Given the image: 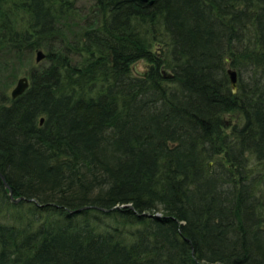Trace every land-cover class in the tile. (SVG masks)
<instances>
[{
  "label": "trees",
  "instance_id": "obj_1",
  "mask_svg": "<svg viewBox=\"0 0 264 264\" xmlns=\"http://www.w3.org/2000/svg\"><path fill=\"white\" fill-rule=\"evenodd\" d=\"M0 64V264H264V0H0Z\"/></svg>",
  "mask_w": 264,
  "mask_h": 264
},
{
  "label": "water",
  "instance_id": "obj_2",
  "mask_svg": "<svg viewBox=\"0 0 264 264\" xmlns=\"http://www.w3.org/2000/svg\"><path fill=\"white\" fill-rule=\"evenodd\" d=\"M141 1H145L147 3H152L153 2V0H141ZM44 56H45V52L43 50H41V49H37L36 50V60L37 61H39ZM226 59H227V61H229V57H226ZM137 63H138V61H135L133 63V69H134L135 73H137L138 75H144L145 74V69H138L137 68ZM227 71H228V74L230 76V82H231L232 92H235L236 91V88H237L236 71H235V69H232L230 67L227 69ZM27 85H28V78H27V76H25V75L19 76L18 79L16 80L15 85L11 89V96L12 97H15L18 94H21L24 91V89L27 87ZM42 119H43V117H40V121H42ZM0 176H1L2 180H3V184L5 186H9L8 183H7V181L4 178V175L1 172H0ZM9 196L14 201H18L20 199L34 200L33 198H25L24 196L13 197L12 196V193H11V189L9 190ZM125 205L131 206L130 203H123V204H116V205L112 206L111 208L121 207V206H125ZM146 214H148V213H146ZM149 215H151V216H158L159 213H156L155 215L150 213Z\"/></svg>",
  "mask_w": 264,
  "mask_h": 264
},
{
  "label": "rangeland",
  "instance_id": "obj_3",
  "mask_svg": "<svg viewBox=\"0 0 264 264\" xmlns=\"http://www.w3.org/2000/svg\"><path fill=\"white\" fill-rule=\"evenodd\" d=\"M82 2L86 1L88 2V0H81ZM159 47L158 43L157 42H154L153 43V50H156L157 48ZM43 57L39 60L40 62L42 61ZM14 59H12L11 61H13ZM39 61L36 60V52H33L31 57L30 58H26V60L21 64V65H18L15 69L18 70V71H22L26 68H29L30 66L34 65V64H38ZM147 66V62L144 60V59H139L138 60V63H137V68L138 69H144L145 67ZM9 69L11 70L9 73L11 75V73H13V64L12 63H9L8 65ZM0 95L5 93V96H7L8 94L11 96V89L12 87L15 85L16 83V80L18 79L19 76H21V74L17 75V78L14 79V82L12 84H9L10 82H7V79H8V72L6 71V68L3 67L1 64H0ZM227 121H229V123H232L235 121V115L232 114L230 116H227L225 117ZM228 123V122H227ZM228 125V124H227ZM9 193V192H8ZM123 204V203H121ZM131 204V203H130ZM127 206V205H125ZM132 206V204H131ZM131 206H128V207H131ZM122 207V206H121ZM146 213H148V215L151 213V214H156V213H159V211H154V212H147V211H144ZM158 216H161V215H158Z\"/></svg>",
  "mask_w": 264,
  "mask_h": 264
},
{
  "label": "bare ground",
  "instance_id": "obj_4",
  "mask_svg": "<svg viewBox=\"0 0 264 264\" xmlns=\"http://www.w3.org/2000/svg\"><path fill=\"white\" fill-rule=\"evenodd\" d=\"M236 77H237V76H236ZM229 78H230V76H229ZM230 84H231V82H230ZM231 90H232V89H231ZM236 91H237V88H236ZM236 91H235V92H236ZM18 95H19V94H18ZM18 95H17V96H18ZM15 97H16V96H15ZM5 189H6V188H5ZM11 193H12V192H11ZM11 200H12V199H11ZM12 201H14V200H12Z\"/></svg>",
  "mask_w": 264,
  "mask_h": 264
}]
</instances>
